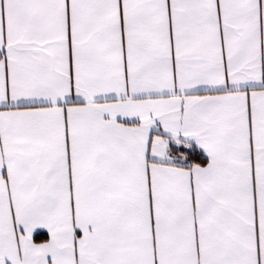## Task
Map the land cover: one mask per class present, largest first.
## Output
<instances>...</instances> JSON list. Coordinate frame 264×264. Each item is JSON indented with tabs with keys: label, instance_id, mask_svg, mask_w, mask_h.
<instances>
[{
	"label": "snow or ice",
	"instance_id": "1",
	"mask_svg": "<svg viewBox=\"0 0 264 264\" xmlns=\"http://www.w3.org/2000/svg\"><path fill=\"white\" fill-rule=\"evenodd\" d=\"M0 264H264V0H0Z\"/></svg>",
	"mask_w": 264,
	"mask_h": 264
}]
</instances>
